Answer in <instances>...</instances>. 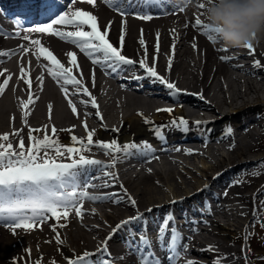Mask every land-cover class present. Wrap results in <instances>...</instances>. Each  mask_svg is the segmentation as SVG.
I'll return each mask as SVG.
<instances>
[{
  "label": "bare ground",
  "instance_id": "bare-ground-1",
  "mask_svg": "<svg viewBox=\"0 0 264 264\" xmlns=\"http://www.w3.org/2000/svg\"><path fill=\"white\" fill-rule=\"evenodd\" d=\"M91 11L98 17V23L100 25L105 23L107 25L111 21L109 38L114 45L118 46V36L122 27L121 18L107 13L102 6L96 7ZM126 23L127 24L123 26L126 34L123 54L132 57L134 60L143 57V50L138 43L141 30H143V38L147 44L148 64L151 66L153 64V56H156L155 68L160 75L165 76L170 82H174L178 88L198 92L199 95L209 101L210 104H205L200 100L191 98H196L194 95H190L191 97L178 95L184 100H187L188 106L184 107L182 112L188 121L192 118L199 119V121L203 120L202 117L205 116L208 111H215L216 109L218 111H223L221 109L224 106L232 107L234 111L226 117L231 119L229 122H205L204 127L206 131H201L202 134L200 139H197V137L200 136L198 128H200L201 124L197 126L191 123L190 127L184 126L185 129L183 128V131H185L184 133L188 137L199 140V142L193 141V143H199L198 146L192 148V145H190V147L186 146V149H183L188 156L185 162L178 161L176 158H172L171 162L166 163L159 161L162 162V165L159 168H153V174H145L146 166H144V174H141L135 171L133 166L125 167V164H128L129 161H124L123 157L128 158L130 156L117 157L113 168L118 170L117 175L119 174L120 177H125L122 182H120L119 179V186H123L128 190L130 196L138 200L137 207H139L140 204L143 205L142 208L145 209L149 205L157 204L159 207L154 206L151 213L154 215L155 222H160L161 219L159 218L163 217L164 211L167 213L169 210L174 209L175 216L180 215L175 210V207L180 202L174 205L171 204L170 202L173 198L182 196V194H186L193 189L203 186L204 181H206L208 184L204 186L203 189L207 192L209 191L210 196H208L206 200H198V204L205 205V203L207 204V202H210L209 207L211 210L207 207L205 210L213 214L212 219H208L209 222L211 224H216L217 221H219L217 219L221 218L226 227L234 228L237 231L240 230V227L248 228V224L259 219V214H257V212L259 210L264 211V187H262L264 186V163H262V161H264V156L247 157L249 153L257 150H264V145L259 146L263 131L261 129L258 132L254 131L255 126H258V121L254 118L251 119L252 114L256 113V101L260 99L256 96L254 100L249 101L250 95H248L249 92L255 94L264 92V33L258 34L257 38L252 42L254 50L246 49L243 46L238 48L222 47L223 49H228V51L223 54L222 51L208 46L203 40L198 38L199 36H197V40L191 41L195 36L191 33L185 34L178 22H173L171 25L167 23L147 22L146 24L142 23L140 28H136V20H127ZM157 32L160 33L159 53L155 50ZM36 37H40L47 48L52 46L59 52L61 51V46L56 43L52 44L51 38L47 33L38 34ZM173 40H175L174 54L172 52ZM193 43L197 45L195 49L192 47ZM13 44L12 41L0 37V50L3 52L5 50V52L10 53L11 50L9 46ZM30 45L31 41H28L26 46H29L31 49ZM222 48L219 47V49ZM169 56H172L173 59L170 70L168 69ZM221 56H229L233 57V59L222 61L220 59ZM235 57H248L249 60L245 61V63L238 62V65H235L232 63ZM3 58L5 57H1L0 59ZM256 59L261 61V67L259 69L253 66ZM15 63L16 61H14L13 66H8L5 78L11 75V80H15L16 73L20 70L17 69V67H21V63H19L17 67H15ZM85 64L86 63L82 61L79 71L75 67H73V71L77 75V78H80V72L83 73L84 86H86L92 95L97 98L99 104L103 106L104 112L107 115L109 114L108 119L110 121L107 120L106 126L100 134V138L104 141H110L113 138H116L118 141L128 140L137 136L152 138V133L149 129L151 124L145 123L146 119L144 118L157 113V109H166V102L168 100H175L176 96H170L167 92L169 90L159 83L155 84L160 86L164 91H155L149 95L143 94L142 91L130 93L129 91L123 92L117 88L113 90L116 85L100 81L96 71L95 85L93 86V69L90 70ZM24 66L26 67L25 64ZM36 72L35 70L34 72L30 71L25 73L22 81L31 78L33 73ZM13 75L14 77L12 78ZM3 80L4 78L0 76V83H3ZM11 80L8 82L7 88L5 87L6 90L2 93L0 100L2 101L0 102V130H4V124L6 126L7 123L9 124L15 119L23 120L21 112L15 113V116L14 113H11L14 108L13 103L10 100V96L5 95V93L13 87L14 93H17L18 90L21 92L19 93L21 95L25 94L26 97L29 95V88L26 82H23L22 90L20 86L16 89L17 83H12ZM143 83L150 89L154 86L150 85V81L147 78L143 79ZM220 94H222V97H220ZM15 97L16 100H18L20 96L16 95ZM44 97L43 100L42 98L35 100L36 97L33 95L32 103H37L41 107L48 103V105H51V108H53L50 110L51 114L49 116L45 113H31V129L43 130L47 127L48 122L51 129L54 126L57 131H68L73 133L74 130L76 134H80L74 129L75 124L69 121L77 119V114H82V119H84L85 123H88L89 120L85 115L86 111H82L81 107H87L88 109L92 108L93 111L97 110V108L92 107L90 103L80 104L78 102L79 105L73 103L77 109V113H73L67 101L73 97H65L67 102L63 101L58 97L55 89L50 85L46 87ZM82 97L83 99L86 97V100L83 101L89 100L87 96L82 95ZM96 104L98 105V103ZM35 106V104H31V108ZM111 106H114L117 110L110 113ZM87 116H89L90 119L93 117L92 115ZM223 120H225V118ZM245 120L247 121L245 122ZM114 121L115 125L120 124V126L112 128L114 127ZM88 127L92 129L90 123H88ZM229 128L231 129V133L228 131ZM19 129L21 128H17L16 130ZM14 131L10 130L9 133L12 135ZM64 143L69 145L72 142L71 139L66 138ZM17 145L18 142L14 141L13 147L15 148ZM100 154L106 153L101 151ZM193 155L201 156V159H193ZM197 161L199 163H197ZM219 169H221L220 173H217ZM245 170H247V172ZM252 173L259 174L253 175ZM196 174L197 177L200 176V179L195 177ZM213 175L219 177L214 179L210 185V178ZM221 175L223 179L220 178ZM186 176L195 178V183L193 180L194 184L191 185V190H188L186 187H181L187 183V181L184 180ZM201 178L204 179V181H202ZM241 180H246V182L233 183L234 181ZM224 185H226V190L228 191L225 194L221 192V187ZM184 198L186 197L175 200L183 201ZM219 198H223L225 201L221 207L217 205ZM249 200H253V204H251L250 207L248 204ZM103 201H105L107 205L102 201L95 202V204L87 210L88 214L85 215L84 218H79L78 220V223L81 221V224H84L89 231L82 229V225H76L74 226L72 235H69L70 238L67 242L63 234L56 229L54 231L53 226L50 225L42 229L24 230L23 232L15 231V233L11 228H0V264H13L14 259L16 260V264H28L31 257L54 258L56 260L64 259V263H67L66 257L72 256L75 247L93 248L92 246L96 244L97 238L106 234L104 232L106 224L108 226H114L115 220L125 216L124 213H117L123 210L125 201L123 205H112L115 204L114 202L116 201L122 202L121 196L117 198L110 197ZM182 204H185L184 206H191L188 200H184ZM86 208L87 206H85L84 210H86ZM127 209H129V207ZM250 211L253 212L249 213ZM102 213L103 215L101 216ZM116 214L117 218H115ZM208 216L210 215L208 214ZM244 216H246L248 224H243L242 219H244ZM92 219L96 224L90 226L89 223L93 221ZM101 220L103 227L100 226L101 230H98L96 225H101V223H99ZM74 224L75 223H72V225ZM133 224L137 225V222ZM149 227L150 226H148V228ZM220 227L224 229L223 226ZM121 230H119V232H121ZM71 231H69V233H71ZM223 231L227 230L224 229ZM57 232L63 244L57 242ZM212 234L214 233L209 230L208 235L210 236ZM115 236H118L117 232L107 241V246L110 247L108 243H110ZM42 239H49V244H44ZM105 239L106 238H104V241ZM202 239L206 241V237ZM215 244L218 245V253L224 254V258L226 257V264H242L241 258L247 260L249 257L246 251L247 249H249V251L251 249L249 243L246 250H243L241 254L238 248H232L231 245L227 243L212 242V245ZM202 246L205 245L203 244ZM110 248H112L116 256L121 255V247L116 241L115 244H111ZM26 249H30V254L26 252ZM24 256L27 257L24 258ZM211 256L216 257L217 254ZM254 260V258H250V264L259 262L257 259ZM244 264H246V261Z\"/></svg>",
  "mask_w": 264,
  "mask_h": 264
},
{
  "label": "snow or ice",
  "instance_id": "snow-or-ice-1",
  "mask_svg": "<svg viewBox=\"0 0 264 264\" xmlns=\"http://www.w3.org/2000/svg\"><path fill=\"white\" fill-rule=\"evenodd\" d=\"M77 2H85L87 5L93 6V8H95L97 4V0H39L41 5L39 11L43 13L50 22L40 23L36 24L34 27L25 28V34L22 35V39L24 41H29L33 34H51L54 37H59L62 41H67L75 45L81 53L92 58L93 64L102 66L106 74L110 75L127 68L138 66L143 71L144 75H137L134 77L136 80L141 81L147 78L151 83H159L169 90L170 96L175 97L182 93L183 90L178 88L174 82H170L165 76L160 75L156 71V56H153V64L151 66L148 64L147 44L143 38V30H141V35L138 40L143 50V57L134 60L122 54L126 41L124 27L122 26L120 29L118 46H116L109 38L111 21L107 26H103L102 31V26L98 23V17L93 11H86L80 7H73ZM190 2L191 0H188V3ZM105 3L121 17L132 15L134 18L143 21H150L153 19V14H149L152 8H164L165 14H168L166 11L168 7H171L173 11L183 12L184 8L187 6V4H184V7L181 6L184 0H105ZM207 3H211V0H207ZM65 7H67L68 10H62ZM197 7L199 9H205L206 4L198 3ZM14 25L18 28H23L24 22L19 17H16ZM54 26L71 27L74 30L66 31L62 30L61 27ZM198 26L208 40L212 41L214 44L217 42L212 31L199 17L194 20L192 27L195 28ZM184 27L187 28L188 24L186 23ZM9 35L21 37V32L16 31L14 33H9ZM159 36L160 33L157 32V41L155 45L157 53H159L160 49ZM30 46L32 49L38 47V55L49 61L46 65L47 71L53 79L61 84L65 96H87L89 100L81 102L90 103L92 107L97 108L96 115L102 119L98 110V105L96 104L95 96H93L89 89L83 84V73L80 72L79 79L76 75H73V67L78 71L80 69V65L77 61V53L75 51H68L66 53L68 57V66H65L49 48L41 44L40 39H31ZM192 47L195 49L197 45L193 43ZM243 47L246 49H253V43L245 44ZM218 50L223 51L225 49L222 48ZM19 51L27 54L30 51V47L21 45ZM172 52L173 54L175 53V40L172 42ZM9 55V52H0V56L2 57H7ZM220 59L222 61H229L233 59V57L221 56ZM172 62V56H169V70L171 69ZM253 66L259 69L261 67V61L256 59ZM21 74L23 78L25 74V69L23 67H21ZM9 79L10 77L4 79L3 83H0V93L4 92ZM37 79L41 80L42 85V79L40 77H37ZM92 80L94 86V69ZM25 82L29 88L28 103L30 104L33 102L31 81L26 80ZM69 87L73 89L71 93L69 92ZM190 95H196V93H190ZM202 98L201 96V99ZM68 103L71 106L72 112L77 113V109L71 99L68 100ZM22 107L27 109L28 104L22 102ZM51 107L52 106L49 105L50 110ZM157 111H167L171 113L173 109H157ZM28 114L27 111L23 113L24 117H27ZM145 123L152 124L153 122L145 120ZM188 123L189 121L184 118L171 121L172 126L176 128H182L188 125ZM195 123L197 126L201 124L200 121ZM164 127L167 126L155 128L154 135L159 138ZM85 128L87 129L86 124ZM21 131L22 129L15 130L12 133L13 136L19 137V143L15 148L9 141L8 133L0 134V223L10 227L14 233L16 229L30 231L40 224L47 222L50 216L55 217L57 223H59L61 217L67 219L71 209H75L76 216L81 217L83 214L82 202L85 199L98 202L107 200L110 197H116L118 195L116 193L90 194L87 188L89 186H97L90 183L97 178L105 180L103 185L105 187L109 183V181L105 179L106 177H111V182H115L118 179L114 173L104 171V169L114 166L117 156H131L136 153L144 154L154 152L152 145L148 141H141L139 143L131 141L125 142L123 145H121L117 139H112L110 141H94L93 137L95 130L87 131L86 142L84 138H77L75 135H72L70 138L72 143L65 145L56 138L57 129L54 126L51 129V137L46 131L42 138L34 136L33 132L39 133L41 129H29V145L26 148L24 138L20 135ZM228 131L231 133L230 128ZM92 147L100 148L106 154L111 155L113 157L112 162L106 164L103 161L94 158H86L84 155L80 154ZM52 153H54V155ZM66 154L70 162H63ZM77 156L78 158H76ZM262 163H264V161H262ZM90 170L101 171L102 175L100 177H95L91 174ZM245 171L247 172V170ZM252 174L258 175L259 173ZM81 177H84V179H81ZM240 182L242 181H234L233 183ZM124 191L126 194V190ZM127 198L129 203L135 208V199H132L130 196ZM179 202L182 201L173 200L170 203L174 205ZM152 210L153 209L150 207L147 209V212L151 213ZM137 221L141 222V232L138 237H134L135 242H133V240L127 241V243L132 244V253H138L140 264H163V262L155 256L154 250L151 247V241L146 234L147 219L144 213L140 212H137V215L128 217L116 225L112 233L103 242V248H97L96 253H100L97 260L93 261L91 259L96 253L85 251L81 255L66 257L67 264H112L110 259L104 257V254L108 253L107 241L111 239L118 230L130 228V226ZM169 225H171V227H169ZM261 226L264 227V223H262ZM61 227H63V225H61ZM53 230L55 231V225H53ZM192 231L195 232L198 231V229L194 226ZM250 235V233L245 235L244 239L247 240ZM56 240L59 244H63L58 232L56 233ZM182 242L183 235L178 231L175 225V213L174 209H171L165 213L157 230V243L162 244L164 250L170 253V264L178 261ZM183 249L187 251L188 245L184 244ZM213 250L214 246H207V251L213 252ZM26 252L30 254V249H26ZM13 264H16L15 259L13 260ZM35 264H41V260H36ZM51 264H56V262L53 260ZM185 264H201V262L196 259H191L187 260ZM213 264H220V259L214 257ZM246 264H250V261L246 260Z\"/></svg>",
  "mask_w": 264,
  "mask_h": 264
},
{
  "label": "clouds",
  "instance_id": "clouds-1",
  "mask_svg": "<svg viewBox=\"0 0 264 264\" xmlns=\"http://www.w3.org/2000/svg\"><path fill=\"white\" fill-rule=\"evenodd\" d=\"M203 17L214 38L238 48L264 33V0H211Z\"/></svg>",
  "mask_w": 264,
  "mask_h": 264
},
{
  "label": "rangeland",
  "instance_id": "rangeland-1",
  "mask_svg": "<svg viewBox=\"0 0 264 264\" xmlns=\"http://www.w3.org/2000/svg\"><path fill=\"white\" fill-rule=\"evenodd\" d=\"M188 76V75H187ZM248 95H250L249 96V101H252V100H254V98H256V96H258L259 97V101H261V100H263L264 99V92L262 93V92H260L259 94L257 93V94H255V93H252V92H249V94ZM220 97H222V94H220ZM107 98V97H106ZM256 100V99H255ZM264 101V100H263ZM117 109L114 107V106H111V108H110V113H112V112H114V111H116ZM221 110H223V111H219V113H225V112H232L233 111V108L232 107H227V106H224ZM16 111V109L15 108H13L12 109V112H15ZM32 112H34V113H36V114H42V113H44V109L42 108V107H35L34 109H33V111ZM87 112H91L92 113V111L91 110H88ZM218 114V113H217ZM109 115V114H108ZM108 115L105 113V112H103V121H101V122H98V121H95L93 118H91V119H89V122H90V124H91V126L92 127H95L96 126V128L98 127V128H100L99 126H101V124H103V125H105L106 124V122H107V120L108 121H110L109 119H108ZM164 116H168V114H161V113H159V114H156V116L154 117V115H149V118H155L156 120H162L163 118H164ZM83 117L82 116H79L78 114H77V119H73V120H70L69 122H71V123H74L75 124V130H77L78 131V133H80V134H77L79 137L80 136H82L83 135V138H85L86 136H87V134L85 135V134H82V131H81V123H82V119ZM261 119H263V128H264V113H262V116H261ZM4 124V123H3ZM17 124H20V121L18 120L17 122H14V123H11V127L12 128H15L16 126H17ZM26 124L27 125H31V121H27L26 120ZM88 124V123H87ZM117 125V124H116ZM115 125V121H114V125L113 126H116ZM8 127H9V124L7 123L6 124V126H5V124H4V130H7L8 129ZM1 131H3V130H0V132ZM74 131V130H73ZM6 132V131H5ZM4 133V132H3ZM98 133V132H97ZM263 135V134H262ZM261 139V141L259 142L261 145H264V138L263 137H261L260 138ZM264 154V150H257V151H255V152H252V153H249V154H247V157H253V156H258V155H260V154ZM199 157H201V156H197V155H194L193 156V159H195V158H199ZM243 158V157H242ZM246 158V157H245ZM224 159V158H223ZM197 163H199L198 161H197ZM191 165V164H190ZM193 166V165H192ZM192 176H194V175H192ZM192 176H186V178L184 179V180H186L187 181V183L185 184V185H182L181 187L183 188V187H186V188H188V190H191L192 189V184H194L195 183V178H192ZM196 178H199V177H197V174H196V176H195ZM193 180H194V183H193ZM246 182V181H245ZM136 201V205L138 204V200H135ZM140 205V204H139ZM141 207L143 206V205H140ZM257 214H259L260 216H262V218L261 219H263V221H264V211H261V210H259L258 212H257ZM259 216V217H260ZM93 220V219H92ZM96 221V220H95ZM102 221V220H101ZM91 222H94V220L93 221H91ZM262 223V222H261ZM254 223L253 222H251L248 226H252ZM224 225V224H223ZM66 228H68V227H66ZM66 228H64L63 230H65ZM226 228V227H225ZM257 230H255L256 232L254 233V235H253V237L251 238V242H253V244L256 246V247H259V249L262 247L261 246V244L262 243H264V236H263V234H264V231H263V229H261L260 227H255ZM73 229H74V227L73 228H71V229H69V231H71V233H68L69 235L71 234L72 235V233H73ZM82 229H84V227L82 226ZM228 229H230V227H227V230ZM68 230V229H67ZM219 231L218 232H216L214 235H212V236H209V238L207 239V241L209 242V244H210V242H222V243H227V244H229V245H233L232 244V242H231V240H229L228 239V237L227 238H225V240L223 241V239L224 238H222L221 236H220V234H222L220 231V229H218ZM224 230V229H223ZM66 231V230H65ZM64 231V232H65ZM84 231V230H83ZM262 231H263V234H262ZM228 232H229V230H228ZM63 235H64V233L63 232H61ZM227 239V240H226ZM67 240V239H66ZM206 241V242H207ZM45 243H46V241H45ZM216 245V244H215ZM234 246V245H233ZM261 249H263V248H261ZM83 249H81V250H79V251H82ZM31 262H30V264H35V260L34 259H32L31 258V260H30ZM43 261H45V262H41V264H46V259H44Z\"/></svg>",
  "mask_w": 264,
  "mask_h": 264
}]
</instances>
